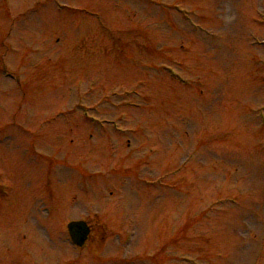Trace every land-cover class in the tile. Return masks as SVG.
<instances>
[{
	"label": "rangeland",
	"instance_id": "374dc122",
	"mask_svg": "<svg viewBox=\"0 0 264 264\" xmlns=\"http://www.w3.org/2000/svg\"><path fill=\"white\" fill-rule=\"evenodd\" d=\"M263 42L264 0H0V264H264Z\"/></svg>",
	"mask_w": 264,
	"mask_h": 264
},
{
	"label": "water",
	"instance_id": "95a60500",
	"mask_svg": "<svg viewBox=\"0 0 264 264\" xmlns=\"http://www.w3.org/2000/svg\"><path fill=\"white\" fill-rule=\"evenodd\" d=\"M69 229H70V232H71L73 239L79 245H82L85 242V240H86V238L90 232L89 227L83 221L72 222L69 225Z\"/></svg>",
	"mask_w": 264,
	"mask_h": 264
}]
</instances>
